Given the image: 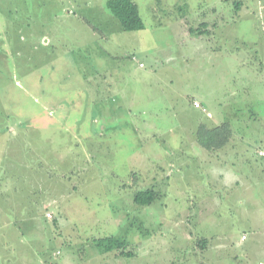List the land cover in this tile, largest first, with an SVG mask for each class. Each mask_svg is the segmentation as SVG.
I'll list each match as a JSON object with an SVG mask.
<instances>
[{"label": "rangeland", "instance_id": "obj_1", "mask_svg": "<svg viewBox=\"0 0 264 264\" xmlns=\"http://www.w3.org/2000/svg\"><path fill=\"white\" fill-rule=\"evenodd\" d=\"M109 1L0 0V264H264V159L231 191L193 147L194 98L264 135V0H134L136 32Z\"/></svg>", "mask_w": 264, "mask_h": 264}, {"label": "crops", "instance_id": "obj_2", "mask_svg": "<svg viewBox=\"0 0 264 264\" xmlns=\"http://www.w3.org/2000/svg\"><path fill=\"white\" fill-rule=\"evenodd\" d=\"M236 6L238 9L243 8L244 7L243 1L238 0ZM203 24H204V26H207V24L205 22ZM194 101H198L201 104H203L201 102V99H199V98L193 99V105H194ZM217 105H219L220 107L226 106V105H222L221 101L217 102ZM234 106L237 109V112L234 113V115H235L234 118L237 121L236 122L232 121L234 124H232L228 121L222 122L221 120H216L212 117H209L208 115H206L205 117H207L210 120V122L207 124H205V123L201 124L200 123L202 126L203 132H205V130H207V129H213L216 127H221L224 124H229V126L232 130V137H231L232 139L224 147H222L220 149H216V150H209V149L203 147V145L197 140L198 137H196L195 130L193 131V132H195L194 137H196V138H193L194 139L193 147H196L199 144L200 147H203L204 149L211 151L215 155L216 160L213 162L215 164L213 165V163H212V166L215 167V170L213 169L211 171H212L213 175H215L214 177L218 179L217 181H219L218 182L219 186L223 187V188H231V191H235V189L237 187H239L240 184L242 183L243 178H246V177L241 178L238 175L234 174L235 173L234 168L236 167V163H232L234 168L229 165L231 157H233V158L243 157L241 160H238L236 158L237 160L235 162H237V164H239L240 162H243L245 157H246L247 163H250V164L251 163L253 164V162L255 160L264 159V156L260 155L261 152H264V147H263L264 135L259 136L257 141L246 139L244 136V133H242V132H245L244 130H258V128L254 127L255 124H252V122L240 121L242 119L241 118V115H242L241 111L238 110L239 109L238 105L235 102H234ZM194 108L197 109L198 111L200 110V109L196 108L195 106H194ZM252 114L255 115L256 113H252ZM212 120H213V123H211ZM263 128H264V125H263ZM190 146L192 147V144ZM195 150H196V148H195ZM189 158L190 159H198V157L196 156V152H194L193 149H192L191 155H189ZM184 159L185 158H183V161H184ZM198 161L195 160L194 162H198ZM261 172L264 173V164H262ZM226 173H227V175H225ZM198 185L201 187L200 183ZM243 185L245 186V184H243ZM195 187L200 189V187H198L197 185H195ZM222 202H224V201H222V200L221 201H218V200L213 201L212 209L214 211H216V213L220 210V207H222V204H223ZM244 239H245V237L242 238V240H244Z\"/></svg>", "mask_w": 264, "mask_h": 264}, {"label": "trees", "instance_id": "obj_3", "mask_svg": "<svg viewBox=\"0 0 264 264\" xmlns=\"http://www.w3.org/2000/svg\"><path fill=\"white\" fill-rule=\"evenodd\" d=\"M108 8L112 14L119 20L121 27L126 32H136L145 29V24L139 12L138 5L134 0H111L108 2ZM204 26V24H203ZM205 27V26H204ZM187 35H191L193 39H199L206 34L200 29L189 28L186 31ZM232 137V130L229 124H224L221 127L207 129L205 132L200 131L198 141L203 147L209 150H216L224 147ZM157 199V193L153 189L141 191L134 198L135 204L139 206H148L153 204ZM96 247L102 254L121 251L120 254L125 258L135 257L134 252L126 251L128 242L114 237H106L95 239ZM207 241H203L206 243ZM205 247V246H204Z\"/></svg>", "mask_w": 264, "mask_h": 264}, {"label": "built area", "instance_id": "obj_4", "mask_svg": "<svg viewBox=\"0 0 264 264\" xmlns=\"http://www.w3.org/2000/svg\"><path fill=\"white\" fill-rule=\"evenodd\" d=\"M194 106H195L196 108H198V109H202V111H203L204 113H206L209 117H212L211 113L207 112L206 109L204 108V106H203L200 102H198V101H194ZM260 155H261V156H264V152H261ZM50 216H51V215L48 214V217H50Z\"/></svg>", "mask_w": 264, "mask_h": 264}]
</instances>
